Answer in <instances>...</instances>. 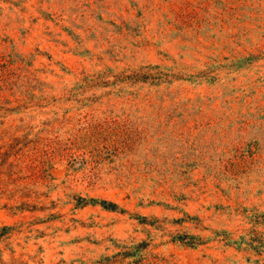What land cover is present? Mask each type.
<instances>
[{
    "label": "rangeland",
    "instance_id": "1",
    "mask_svg": "<svg viewBox=\"0 0 264 264\" xmlns=\"http://www.w3.org/2000/svg\"><path fill=\"white\" fill-rule=\"evenodd\" d=\"M0 264H264V0H0Z\"/></svg>",
    "mask_w": 264,
    "mask_h": 264
}]
</instances>
